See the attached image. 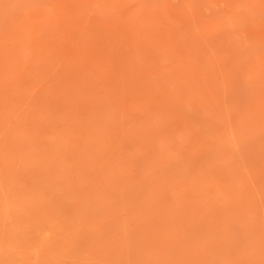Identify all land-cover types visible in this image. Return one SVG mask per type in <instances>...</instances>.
<instances>
[{
    "label": "rangeland",
    "instance_id": "1",
    "mask_svg": "<svg viewBox=\"0 0 264 264\" xmlns=\"http://www.w3.org/2000/svg\"><path fill=\"white\" fill-rule=\"evenodd\" d=\"M0 264H264V0H0Z\"/></svg>",
    "mask_w": 264,
    "mask_h": 264
}]
</instances>
